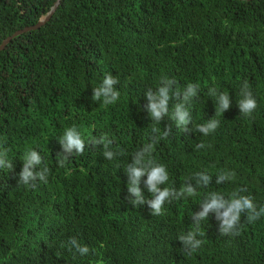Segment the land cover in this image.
Segmentation results:
<instances>
[{
  "label": "trees",
  "instance_id": "obj_1",
  "mask_svg": "<svg viewBox=\"0 0 264 264\" xmlns=\"http://www.w3.org/2000/svg\"><path fill=\"white\" fill-rule=\"evenodd\" d=\"M53 1L0 0V42ZM108 74L120 96L104 105L92 96ZM245 82L257 102L251 115L239 107ZM189 84L197 93L184 100ZM160 87L170 98L157 122L148 92ZM180 104L191 115L186 129L173 118ZM211 120L219 124L207 136L196 130ZM71 127L85 148L60 167L59 141ZM102 136L123 154L105 158L93 143ZM149 144L168 172L160 187L190 183L197 192L166 201L159 216L128 198L126 169ZM30 150L42 157L36 170L47 166L46 182L19 181ZM0 151L13 165L0 166V264H264V215L249 222L241 213L237 231L222 234L210 211L200 247L189 252L178 239L194 229L210 193L264 206V0H59L45 23L0 49ZM199 172L212 177L207 186L197 185ZM231 172L234 179L216 183ZM146 180L139 187L150 199Z\"/></svg>",
  "mask_w": 264,
  "mask_h": 264
},
{
  "label": "clouds",
  "instance_id": "obj_2",
  "mask_svg": "<svg viewBox=\"0 0 264 264\" xmlns=\"http://www.w3.org/2000/svg\"><path fill=\"white\" fill-rule=\"evenodd\" d=\"M118 83V80L111 74H108L102 84L94 89L92 99L101 100L103 98V104L109 105L115 103L120 93L116 90L114 85ZM168 83H172V80H168ZM196 85L189 84L186 92L184 93V100H188L190 97L195 96L197 93ZM210 93L215 95L214 90H210ZM244 99L239 102V107L241 113L245 115H251L252 111L257 107L256 99L253 97L251 91L249 90L247 82H245L244 89L242 91ZM150 104L149 112L151 117L160 122L165 114H168V100L169 88L160 87L159 92L155 95L151 91L148 92ZM219 109L218 111L224 112L225 109L229 107V94L226 92L220 93L218 96ZM173 118L176 119L177 126H184L191 122V115L188 110L183 106V104L177 105L175 107V112ZM219 124L217 120H211L205 125H197L196 130L207 136L210 132L214 131ZM157 132L158 129H153ZM170 129L166 130L163 135L167 136ZM60 144L63 151L62 157L58 159L57 163L60 167H64L68 157L73 153H83L85 148V142L82 139L81 133L75 128L71 127L66 129L64 135L60 139ZM155 142V141H154ZM153 142V143H154ZM94 144H103L104 151L103 155L105 158L111 160L115 155H122L123 150L117 149L113 151L111 149L112 140L108 139L107 136H102L99 139L93 141ZM204 145L198 144L197 148H202ZM153 145H146L142 150L137 152L133 156V162L129 164L126 169L128 174V192L129 200L133 205H142L147 203L151 214L153 215H163L165 202H171L173 199H178L182 196H195L197 194L196 188L192 184H187L177 191L175 188L160 186L168 181L169 176L166 167L163 164H156L151 157V150ZM6 151H0V166H6L12 168L11 162L6 159ZM7 161V162H6ZM25 163L22 170L19 173V181L24 184H29L30 182H35L38 179L41 181H47L48 168L45 165L42 169L36 170L38 165L43 163L41 155L36 150H30L25 155ZM147 175V180L145 181V186L148 192L151 193L150 199H145V195L139 187L141 177ZM216 183L220 184L225 180H232L235 177V173H221L217 176ZM197 185L203 184L207 186L211 181V176L206 172H199L196 174ZM202 211L194 213L192 219L195 223L193 230L189 231L187 234H181L178 239L182 242L185 248L189 251H195L203 243L201 239L197 236H202L203 233L199 230L200 221L207 218L210 211L216 213V218L221 221L220 232L222 234L235 233L237 227L240 224L241 213L247 214V219L249 222H254L261 215H264V206H261L257 210V206L253 201L251 196H241L238 193H232L230 199H226L220 193H210L207 198L202 202ZM70 245L74 246L76 250L84 255L89 252L88 246H81L75 238H71L69 241Z\"/></svg>",
  "mask_w": 264,
  "mask_h": 264
},
{
  "label": "water",
  "instance_id": "obj_3",
  "mask_svg": "<svg viewBox=\"0 0 264 264\" xmlns=\"http://www.w3.org/2000/svg\"><path fill=\"white\" fill-rule=\"evenodd\" d=\"M59 0H54L51 4V6L49 7V9L43 14L41 15L37 21L32 24V25H28V26H24L21 29H16L14 30L10 35H7L6 37H4L1 42H0V49L3 48L4 44L14 35H17L18 33L25 31V30H29V29H34L38 26H40L41 24L45 23L49 17L51 16V14L53 13L54 9L56 8L57 4H58Z\"/></svg>",
  "mask_w": 264,
  "mask_h": 264
}]
</instances>
